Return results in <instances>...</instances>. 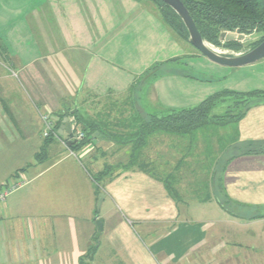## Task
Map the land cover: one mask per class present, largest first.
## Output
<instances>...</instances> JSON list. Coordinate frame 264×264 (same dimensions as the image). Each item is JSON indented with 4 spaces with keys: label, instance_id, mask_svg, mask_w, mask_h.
Returning a JSON list of instances; mask_svg holds the SVG:
<instances>
[{
    "label": "crops",
    "instance_id": "1",
    "mask_svg": "<svg viewBox=\"0 0 264 264\" xmlns=\"http://www.w3.org/2000/svg\"><path fill=\"white\" fill-rule=\"evenodd\" d=\"M189 46L146 0H0V186L25 181L0 203V264H264V153L229 160L237 125L147 129L214 94ZM248 112L241 141H264V104ZM46 114L99 134L73 151Z\"/></svg>",
    "mask_w": 264,
    "mask_h": 264
},
{
    "label": "trees",
    "instance_id": "2",
    "mask_svg": "<svg viewBox=\"0 0 264 264\" xmlns=\"http://www.w3.org/2000/svg\"><path fill=\"white\" fill-rule=\"evenodd\" d=\"M156 8L157 13L173 32L175 37L182 42H188L189 34L181 18L166 5L162 0H147ZM189 11L203 39L216 46L228 49L239 50L240 45L236 42L224 43L219 41L222 32H237L241 34L261 35V38L254 44L252 49L264 41V0H181ZM197 51V50H196ZM163 72V65H156L151 68L146 77L155 79ZM227 99L232 100L234 106L229 109L224 116L210 118L213 107L219 102ZM260 104H264V91L253 90L250 92H231L226 91L220 95H214L189 109H168L152 116V125L147 126L149 132L166 133L174 136H185L193 131L201 130L209 125L216 126H235L248 111ZM56 126L55 131L59 135V128L62 120ZM77 123L85 134V138L74 143L72 136L69 137L67 144L71 150H78L87 144L95 133V126L81 124L79 119ZM234 124V125H233ZM61 135H59L60 137ZM53 137L52 135L49 138ZM143 143V140H142ZM232 160L238 156L263 154L264 141L262 142H237L231 149ZM228 162V161H227ZM225 164V163H224ZM223 164V166H224ZM134 165V161H133ZM171 193L172 188L167 185ZM221 206L229 211L230 201L227 197L222 196ZM92 249L87 256L81 261V264H89L94 256Z\"/></svg>",
    "mask_w": 264,
    "mask_h": 264
},
{
    "label": "rangeland",
    "instance_id": "3",
    "mask_svg": "<svg viewBox=\"0 0 264 264\" xmlns=\"http://www.w3.org/2000/svg\"><path fill=\"white\" fill-rule=\"evenodd\" d=\"M260 38H261V35H258V34L247 35L246 42L243 46L239 44L238 42H236L240 45L239 50L228 49L225 47H220V48L222 49V52L225 55H233V54L240 55L247 51H250L252 47L254 46V44L258 42ZM183 43H185L187 46L190 45V44H187L186 42H183ZM210 45L212 46V44ZM189 47L192 52L200 54L191 45ZM224 49H226L227 52L224 51ZM198 65H199L198 62L192 58L186 59L184 63L185 69H187L189 72H197L198 70H200L201 72L200 74H203L206 78L213 80L211 81L212 86L210 87L215 92L209 97L214 96V95H220L226 91L250 92L253 90H258V88H260L259 86L264 87V60L258 63H255L253 65L242 67V68H228V67H223V66L218 65L217 67L219 68L215 66H214L215 68L206 66L203 68L198 67L197 69ZM209 97H207V99ZM233 103L234 102L230 99H227L223 102H219L215 107H213L212 112L210 114V118L224 116L229 109L233 108L234 106ZM246 115L239 122H236V125L238 127V133L236 134V138L238 139V142H242L241 139H243L242 133L239 131V124L243 119H245ZM71 121L76 122L74 118L71 119ZM78 126L81 129V126L79 124ZM228 127L229 126L227 125V126H222L219 128L227 129ZM230 154L232 155L231 151H229L228 155Z\"/></svg>",
    "mask_w": 264,
    "mask_h": 264
},
{
    "label": "water",
    "instance_id": "4",
    "mask_svg": "<svg viewBox=\"0 0 264 264\" xmlns=\"http://www.w3.org/2000/svg\"><path fill=\"white\" fill-rule=\"evenodd\" d=\"M162 1L166 5H168L172 10H174V12L183 21L189 34V38H188L189 44L194 49H196L202 56L207 58L212 63L228 68H242L264 60V41L254 49H251L250 51H247L243 54L225 55L220 47H216L213 45L211 46L210 43L206 42L203 39L196 26L195 21L193 20L192 16L190 15L189 11L184 6L181 0H162ZM219 41L224 43L238 42L243 46L246 42V35L237 32H222L219 36ZM224 51L227 52L226 49H224ZM65 132L67 134L72 135V137L76 136L75 133H72L71 125L67 118L65 119L64 124L61 127V131L59 133L60 135H63ZM98 134H99L98 132H95L93 134V137L98 136ZM74 143H76L75 140ZM69 145H71V143H69ZM104 197H105L104 194L100 195L98 201V209H100ZM97 225H98V233L96 235V238L100 236V232L103 229L102 221L98 220Z\"/></svg>",
    "mask_w": 264,
    "mask_h": 264
},
{
    "label": "built area",
    "instance_id": "5",
    "mask_svg": "<svg viewBox=\"0 0 264 264\" xmlns=\"http://www.w3.org/2000/svg\"><path fill=\"white\" fill-rule=\"evenodd\" d=\"M42 120L45 124V130L43 133L44 137L48 138L50 137L51 134H54L56 137H59V135L55 131V126L53 125V122L50 120L49 114L44 115L42 117ZM71 131L72 133L76 134L75 137H72V140H75L77 142L85 138L84 132L79 128L78 124L75 122H73V124L71 125ZM24 184L25 181L18 178L16 182L12 185L0 186V203H3L7 199L10 193H12L13 191H15Z\"/></svg>",
    "mask_w": 264,
    "mask_h": 264
}]
</instances>
